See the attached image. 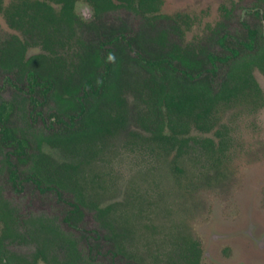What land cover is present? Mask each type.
<instances>
[{
  "label": "trees",
  "instance_id": "16d2710c",
  "mask_svg": "<svg viewBox=\"0 0 264 264\" xmlns=\"http://www.w3.org/2000/svg\"><path fill=\"white\" fill-rule=\"evenodd\" d=\"M2 13L9 26L23 33L22 41L13 37L0 49V68L27 78L29 90L39 89L47 98L49 133L28 132L8 124L14 111L10 103H0V173L9 170L13 185L20 175L42 191H54L60 198L70 197V210L64 221L78 228L83 210L94 213L106 230L117 255L137 264H204L199 242L182 235L167 253L145 263L129 253L125 242L133 236L130 220L113 214V206L100 207L101 176L85 173L101 152L100 145L125 128L128 107L125 92L139 101L137 125L147 133L140 137L165 153L181 157L191 149L194 160L208 161L215 167L225 152L226 142L220 114L226 109H256L263 104V92L253 75L264 74V40L258 31H250V49H233L228 71L220 83L215 82L217 59L203 42H222L218 33L202 42L179 45L171 43L167 31L161 30L147 39L151 50L143 47L142 38H132L139 54L130 57L122 46L124 34L109 41L114 49L86 43L76 36L80 20L75 12L84 1L96 16L126 8L142 15L148 25L160 18L162 0H15ZM264 1V0H259ZM173 31L183 38L190 27L188 16L173 19ZM216 38V40H215ZM258 38V48L252 43ZM29 46H40L44 53L26 58ZM228 57L221 59L225 60ZM135 66L139 72L127 71ZM36 105L38 104L34 101ZM26 118L25 109H21ZM52 129V128H51ZM191 130V135H190ZM196 131L200 135H193ZM213 133L214 138L204 137ZM46 144L72 158L56 163L43 152ZM15 158L13 163L11 158ZM80 158L83 159L79 160ZM215 164V165H214ZM133 228V227H132ZM8 243L33 246L28 255L7 249ZM100 264L79 247L77 239L65 232L55 216L32 215L21 220L16 209L2 195L0 186V264Z\"/></svg>",
  "mask_w": 264,
  "mask_h": 264
},
{
  "label": "rangeland",
  "instance_id": "374dc122",
  "mask_svg": "<svg viewBox=\"0 0 264 264\" xmlns=\"http://www.w3.org/2000/svg\"><path fill=\"white\" fill-rule=\"evenodd\" d=\"M12 1L3 0V3L8 5ZM162 1V18L154 23L152 30L142 16L125 8L95 17L87 3L78 1L75 12L83 25L77 28V35L87 43L109 45L110 36L122 31L127 40L141 35L145 40L143 47L151 50L146 41L161 30L169 33L170 41L184 45L215 30L225 29L230 36L243 35L244 24L252 26L254 18L255 26L260 28V17L254 14L252 0ZM177 15L188 16L190 21L188 29L181 25L184 30L181 40L173 32L172 19ZM146 25L148 29L144 30ZM12 34L17 33L0 15V44ZM125 48L130 55L137 54L135 44ZM211 51L224 55L220 45H212ZM40 52L39 47H31L27 56ZM126 69L133 74L139 72L131 65ZM225 74L226 65L218 64L216 83ZM254 75L263 91V104L251 110L229 108L220 114V125L216 128L223 127L226 148L215 167L208 161L196 162L191 149L177 157L175 152L165 153L143 141L147 133L135 121L139 101L132 92H125L128 107L125 128L101 144V152L92 160V166L86 165L84 169L88 177L93 173L101 176L100 207L111 205L113 214L130 220L133 236L125 242L129 253L151 263L155 257L171 250L179 237L188 235L199 242L204 264H264V75L258 71ZM29 94L25 82L0 73V100L20 107L10 117L9 125L28 132L49 133L56 125L49 124L45 108L36 109L41 111V117L31 114L30 119ZM34 98L38 102L43 100L38 94ZM21 109H25V119ZM192 134L200 135L196 131ZM202 136L214 138L213 133ZM41 148L56 163L72 162L70 156L58 149L46 144ZM11 160L16 163L14 157ZM0 186L2 195L21 220L32 215L55 216L62 229L77 239L80 249L98 263L137 264L115 253L106 230L92 211L83 210L78 228L66 223L70 197L60 198L54 191H42L22 175L19 185L15 186L7 168L0 173ZM7 249L28 255L34 248L24 243H8ZM160 258L163 260V255Z\"/></svg>",
  "mask_w": 264,
  "mask_h": 264
},
{
  "label": "flooded vegetation",
  "instance_id": "af4514ba",
  "mask_svg": "<svg viewBox=\"0 0 264 264\" xmlns=\"http://www.w3.org/2000/svg\"><path fill=\"white\" fill-rule=\"evenodd\" d=\"M15 0H13L12 2H14ZM253 2H254V4H255V15H259V21H260V28L259 27H257V26H255V23H256V19L254 18V21H255V23H253L252 24V26H249V25H246V24H244V26H245V33L243 34V35H239V36H230V35H228V33H226L225 32V29L222 31V32H219V31H217V30H215V31H212L211 33H210V35L209 36H207V37H204V38H200V39H194L193 41H191V43H197L198 41H200V42H202V40L203 41H205L206 39H208V38H211V37H213V35L214 34H216V33H218V35L220 36V37H223V40H222V42H217V41H215V42H203L205 45H207V49H208V51L212 54V55H214L215 57H218V58H221V59H224V58H226V57H228L227 59H225V60H221V59H217L215 62H214V64L213 65H211L210 66V68L212 67V68H214L215 69V71L217 72V65L218 64H221V65H226V73H227V71H228V65H229V59H231L232 58V55H233V53H232V51H233V49H237V50H248V51H251V49H250V47H251V45H250V31H258L259 33H261V35H262V37L261 38H263V40H264V1H259V0H252ZM3 2V1H2ZM12 2H10V3H12ZM9 3V4H10ZM162 3H163V1H162ZM8 4V5H9ZM3 5H4V3H3ZM8 5H4V7H6V6H8ZM120 9V8H119ZM126 9V8H125ZM91 10L93 11V9L91 8ZM128 10V9H127ZM129 11H131V10H129ZM109 12H111V11H109ZM133 12V11H132ZM105 13H108V12H105ZM105 13H103V14H105ZM135 13V12H134ZM93 14L95 15V13H94V11H93ZM103 14H101V15H103ZM137 14V13H136ZM0 15L4 18V20H5V22L7 23V25H8V27L11 29V30H13V31H15L17 34H12L8 39H6L3 43H1L0 44V49L3 47V46H5L10 40H12L13 39V37H17V38H19L20 40H24L25 38H26V36H24L23 35V33L22 32H20V31H18V30H16V29H13V28H11L10 26H9V24H8V22H7V20H6V18H5V16L2 14V13H0ZM101 15H99V16H101ZM138 15H140V14H138ZM161 15V14H160ZM99 16H96L95 15V17H99ZM140 16H142V15H140ZM143 17V16H142ZM78 18H79V20H80V25H78L77 27H76V30H77V28L78 27H80V26H82L83 25V22H82V20L80 19V16L78 15ZM146 21H147V19L145 18V17H143ZM160 18H162V16H160ZM159 18V19H160ZM158 20V19H157ZM156 20V21H157ZM155 21V22H156ZM154 22V23H155ZM147 23H148V21H147ZM148 25V24H147ZM147 25L144 27V30H147L148 29V27H147ZM150 27V30H152L153 29V27L152 26H149ZM221 28H224L223 26L221 27ZM119 32H122V31H119ZM118 32V33H119ZM174 32V31H173ZM18 33L20 34V35H18ZM123 34H124V36H125V32H122ZM168 33V32H167ZM175 33V32H174ZM176 34V33H175ZM117 35V33H115L114 35L112 34V36H110L111 37V39L109 40V41H113V39H114V37ZM177 35V34H176ZM76 36L77 37H79L78 35H77V32H76ZM178 36V35H177ZM139 37L140 38H142L141 37V35H137V36H135V37H130V39L129 40H127L126 39V36H125V38H124V41H125V43H124V45H126L125 47H129V46H131V45H133L134 43H131V44H129V42H130V40L132 39V38H135V39H137V41H138V39H139ZM80 38V37H79ZM178 38H179V36H178ZM81 39V38H80ZM168 39H169V33H168ZM180 40H181V38H179ZM230 39V41L228 42V40ZM140 40V39H139ZM215 40H216V38H215ZM84 41V40H83ZM109 41H108V44L109 45H111V46H109V45H106V43H98V44H94V43H91V44H94V45H100V44H103L104 45V50H107V49H114L113 48V45L111 44V43H109ZM169 41H170V39H169ZM85 42V41H84ZM171 43H175V42H172V41H170ZM87 43V42H86ZM89 44V43H88ZM176 44H178V43H176ZM186 44H189V43H186ZM220 45L223 49H224V55H222V56H220V55H216V54H214L212 51H211V46L212 45ZM258 38H257V40L256 41H254L253 43H252V46H253V48L256 50L257 48H258ZM180 45V44H179ZM185 45V44H184ZM135 46H136V48H137V54L135 55V56H132V55H130L129 53V56L130 57H137L138 56V54H139V49H138V47H137V44H135ZM183 46V45H182ZM31 47H39L40 49H41V52L40 53H38V54H42V53H44V51L42 50V48L40 47V46H29L27 49H26V58H29V57H31V56H27V51H28V49L29 48H31ZM127 49V48H126ZM38 54H35V55H38ZM32 56H34V55H32ZM255 71H258L260 74H262V75H264L263 73H261L258 69H254V71H253V75L255 74ZM5 73L8 77H12L13 78V80H19V81H22V82H25V85H26V87H27V89H28V92L30 93L29 94V98H28V100H29V106L30 107H32L31 108V112L29 113V117H30V119L32 120V115L31 114H34L35 116H37V117H41L40 115H41V111H36V109L37 108H39V107H42V108H45L44 110H46V113H48L47 111V106L45 105L46 103H47V98L46 97H44L41 93H40V90L39 89H37V90H34V91H30L29 90V82H28V80H27V78H23V79H21L20 77H19V75L18 74H16V73H8V72H6V71H4V70H2L1 68H0V73ZM226 75V74H225ZM225 77V76H224ZM254 77H255V75H254ZM224 79V78H223ZM8 80H10V78H8ZM255 80H256V78H255ZM257 81V80H256ZM216 82V81H215ZM221 82V81H220ZM220 82H218V83H220ZM257 83H258V81H257ZM259 84V83H258ZM259 86H260V84H259ZM260 88H261V86H260ZM261 90H262V88H261ZM263 92V91H262ZM36 94H38V95H41L42 96V98H43V100H42V102H38L34 97L36 96ZM34 101H36L38 104L36 105L35 103H33ZM2 102H5V103H10V104H12L13 105V109H14V111L11 113V115H10V117L11 116H13L14 114H16V112L19 110V108L20 107H16V105H15V103L14 102H6V101H4V100H0V103H2ZM21 111V110H20ZM33 112H36V114L35 113H33ZM27 116H28V114H27ZM46 118H48V114H47V117ZM9 121H10V118H9ZM9 121H8V124H9ZM14 128V127H13ZM32 182V181H31Z\"/></svg>",
  "mask_w": 264,
  "mask_h": 264
}]
</instances>
